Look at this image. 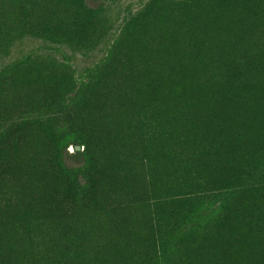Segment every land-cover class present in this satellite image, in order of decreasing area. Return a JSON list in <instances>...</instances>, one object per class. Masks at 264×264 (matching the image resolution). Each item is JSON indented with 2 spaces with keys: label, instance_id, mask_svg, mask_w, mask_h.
<instances>
[{
  "label": "trees",
  "instance_id": "obj_1",
  "mask_svg": "<svg viewBox=\"0 0 264 264\" xmlns=\"http://www.w3.org/2000/svg\"><path fill=\"white\" fill-rule=\"evenodd\" d=\"M93 1L0 0V264H264V0Z\"/></svg>",
  "mask_w": 264,
  "mask_h": 264
},
{
  "label": "rangeland",
  "instance_id": "obj_2",
  "mask_svg": "<svg viewBox=\"0 0 264 264\" xmlns=\"http://www.w3.org/2000/svg\"><path fill=\"white\" fill-rule=\"evenodd\" d=\"M145 0H116L114 3L110 6L109 9V15L113 21L114 24H119L121 23L122 19L128 15L131 12L137 11L142 2ZM89 4L92 6H98V2L89 0ZM42 40L40 39H33V38H26L22 42H19L16 44V46L12 49L11 54L8 57L5 58H0V69L10 63L11 61L19 58L22 54L27 53V52H44L45 51V45ZM62 49V54L66 53L68 56L74 57L72 51L66 47H61ZM101 52L98 50L95 53H92L90 57H84L82 55H78L75 59L76 62V68L81 71L83 70L86 66L96 62L98 58L101 57ZM58 55V54H57ZM74 62V63H75ZM80 74H78L79 76ZM82 150L84 149V146L81 148ZM68 153L65 155V161L68 166L73 167V168H83L85 165V159L81 153H75L76 147L74 144H70L69 147L67 148ZM161 208V207H160ZM158 211H156L160 216L161 219L165 224H168L171 220V211L167 210L166 206H163ZM213 209L211 208L207 212H211ZM130 241V240H129ZM132 242V240L130 241ZM93 260H96L93 259ZM137 259H132L128 258V260L124 261L125 263L133 264L134 261ZM99 260H96L95 262H98ZM103 263L101 260L99 264ZM169 262V261H168ZM172 264H181L177 261H173Z\"/></svg>",
  "mask_w": 264,
  "mask_h": 264
},
{
  "label": "water",
  "instance_id": "obj_3",
  "mask_svg": "<svg viewBox=\"0 0 264 264\" xmlns=\"http://www.w3.org/2000/svg\"><path fill=\"white\" fill-rule=\"evenodd\" d=\"M76 149H80V146H76Z\"/></svg>",
  "mask_w": 264,
  "mask_h": 264
}]
</instances>
